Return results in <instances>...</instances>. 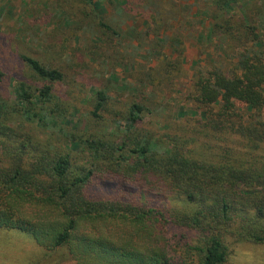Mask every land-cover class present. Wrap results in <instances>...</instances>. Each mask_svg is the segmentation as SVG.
Returning <instances> with one entry per match:
<instances>
[{
    "label": "trees",
    "instance_id": "obj_1",
    "mask_svg": "<svg viewBox=\"0 0 264 264\" xmlns=\"http://www.w3.org/2000/svg\"><path fill=\"white\" fill-rule=\"evenodd\" d=\"M237 1L195 12L211 17L203 24L223 55L195 71L193 112H179L200 117L181 133L143 132L138 125L152 111L140 99L102 132L110 99L102 88L82 131L67 109L49 106L63 72L22 55L42 86L19 80L15 103L0 89V230L26 233L49 252L65 249L78 264H227L235 243L264 245V19H237ZM170 42L171 60L161 59L168 76L181 72L185 36ZM4 75L0 68V86ZM170 226L196 238L173 241Z\"/></svg>",
    "mask_w": 264,
    "mask_h": 264
},
{
    "label": "rangeland",
    "instance_id": "obj_2",
    "mask_svg": "<svg viewBox=\"0 0 264 264\" xmlns=\"http://www.w3.org/2000/svg\"><path fill=\"white\" fill-rule=\"evenodd\" d=\"M94 1L102 4L101 10H94L88 0H0V68L5 74L0 89L5 96L16 102L13 86L19 80L42 86L21 58L29 55L63 72L49 106L67 109V118L76 120L82 131L94 110L95 91L101 88L110 97L102 112L105 122L99 125L102 132L112 131L115 120L122 118L135 99L152 111L138 125L143 132L162 137L181 133V128L196 122L199 114L183 117L179 111L193 112L188 89L195 71L221 63L223 49L207 35L209 29L203 23L209 24L211 17L195 12L199 7L212 11L207 7L216 0ZM234 7L237 19L247 14L262 24L264 0H238ZM201 33L205 38L197 41ZM181 34L185 36L181 72L168 76L165 67L169 64L161 59L171 60V37L182 38ZM25 125L48 136L34 123L25 121ZM49 132L57 135L58 131L52 128ZM75 156L77 163L86 162L82 151ZM105 185V189L114 187L107 181ZM169 235L175 237L173 241L196 238L193 231L171 226ZM231 248L227 264H264L262 244L235 243ZM64 251L49 252L26 233L0 230V264H78Z\"/></svg>",
    "mask_w": 264,
    "mask_h": 264
}]
</instances>
